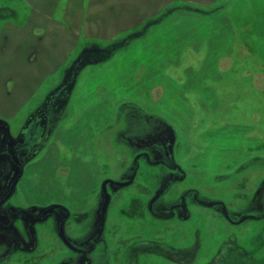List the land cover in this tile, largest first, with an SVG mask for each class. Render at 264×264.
<instances>
[{"label": "rangeland", "instance_id": "1", "mask_svg": "<svg viewBox=\"0 0 264 264\" xmlns=\"http://www.w3.org/2000/svg\"><path fill=\"white\" fill-rule=\"evenodd\" d=\"M76 1L80 3L77 5ZM213 4L219 13L207 16ZM213 4L186 0H57L54 12L57 23L78 30L86 26L89 34L95 32L97 36L79 39L72 34V48L61 60L62 65L42 81L30 98H10L4 102L0 95L4 111L0 113V198L9 193V184L18 168L22 169L5 207L28 211L29 207L35 210L43 204H56L66 209L67 214L58 210L67 219L66 235L82 248L96 244L91 264H264V212L256 209L254 202L255 185L264 171V0H215ZM78 7L83 18L81 26L69 17ZM193 7L198 15L217 26L210 38L211 54H219L217 66L206 68L210 79L205 84L212 87L208 89L209 105L200 104L185 86L172 100L156 103L144 91L137 100H131L174 127L176 145L168 148L169 152L173 150L171 163L177 164L182 174L159 180L156 175L167 167L156 169L157 164L145 159L146 164L140 158L141 166L132 183L119 190L109 186L112 197L104 225L87 238L99 221L101 182L125 181L134 169L135 157L117 138V130L125 125L122 114V121L117 122L114 103L119 98L133 97L129 94L133 89L127 90L122 83H132L133 71L138 74L144 70L137 63L133 66V59L117 56L107 62L101 55L90 60L88 53L92 47L110 50L132 39L126 50L118 47L122 51L118 55H126L129 48H135L137 39L154 29L150 31L154 20L167 10L181 8L183 12H194ZM97 10L100 19L92 17ZM22 11H26V5L21 0H0V23L6 19L25 23V17H19ZM66 12L68 19L64 17ZM225 18L231 31H220ZM179 21L163 27L168 39L162 43L164 51H173L170 41L179 38L187 26L193 31L206 30L202 24L197 26L186 18ZM42 28L37 33L44 34ZM215 38L220 42H215ZM56 41L64 42L58 38ZM193 43H198L196 37ZM205 44L203 41V47ZM85 48L90 50L82 52ZM62 50L58 47L57 57ZM184 50L181 66L193 62L201 68L202 51L196 54ZM85 54L88 57L83 59ZM153 74L147 84L158 80V74ZM201 77L199 73L196 78ZM33 86L27 84V90ZM5 87L10 89L11 83ZM11 95L14 97V92ZM21 103L23 107L17 108ZM5 104L11 105L6 109ZM10 109L18 112L8 114L6 110ZM32 120H39L42 127L39 138L30 149L16 151L14 146L24 141V132ZM254 156L260 159L245 165ZM158 184L164 191L154 210L166 216L168 206L179 201L178 220H158L149 215L146 207L149 193ZM190 190L199 196L189 195ZM240 194H250L242 204L238 201ZM197 199L224 201L237 217L231 213L234 220L229 221L223 218L221 207L199 206ZM182 202L187 206L182 208ZM27 215L13 216L20 218L28 234L34 236ZM8 218L0 216V241L5 242L10 252L2 253L0 264L76 263L74 253L56 238L50 224L37 228L36 237L30 241L15 230L10 219L13 217ZM87 261L82 256L79 262Z\"/></svg>", "mask_w": 264, "mask_h": 264}, {"label": "crops", "instance_id": "2", "mask_svg": "<svg viewBox=\"0 0 264 264\" xmlns=\"http://www.w3.org/2000/svg\"><path fill=\"white\" fill-rule=\"evenodd\" d=\"M21 1L26 5V11H22L19 17H25V23L20 24L15 20L9 21L7 19L0 23V95H2L4 102L10 98L14 99L21 97L22 99L24 96H26V98H30L36 91V88L42 83V81H44L47 76L54 75L56 73L57 66L62 65L61 60L64 59V55L72 48V44L70 42L72 34H77L76 36H78L79 39L81 36L84 38H95V36H97L95 32H91V34H89L88 27L86 26H84L82 30H78V28L75 27V30L66 24L57 23L56 15H54L57 0ZM187 1L192 3L200 2L210 5L215 2V0H186V2ZM79 3V1H76L77 5ZM77 10L78 11H75L74 15L71 14L69 17H72L71 19L75 18L78 26H81L83 24V18H81L82 14H79V7ZM67 13L68 12L64 14V17L68 19ZM100 16L101 14H99L97 10L95 15L92 17H95V19H100ZM185 18L197 26L202 24L206 27V30L200 28L198 31H193L190 26H187L185 31L179 33V38H174L170 41L173 51H164L162 43L164 40L168 41V39L166 36L167 33L165 34L163 31V27L172 21L180 20L179 22H182ZM56 24H58L59 27H56ZM186 24L191 23L188 22ZM160 25L155 27L150 33H147L144 38H141L140 40L137 39L138 41L136 40V44L134 46L135 48L133 50L129 48L126 55H124V53L120 55L118 54L130 46V41L132 39L128 41L126 40L119 46L117 45L119 48L121 47L119 50L122 51L120 52L118 47L115 46L111 47L110 50L92 47L91 50L89 48H85V50L83 49L81 51L86 52L90 50L91 53H88L90 54V60H92V57H99L103 55V58L106 57L107 62H109L118 56V59H133V62L135 61V63L132 64L133 66L137 63L139 65L137 67L144 68V70L138 72V74H136V71L132 70L133 79H130L132 80L130 81L132 83H122L123 85L126 84L127 90L131 88L133 89L132 92L129 93L133 95V97H130L129 100L126 98H119L114 103L117 122L122 121L120 120V115L122 114L124 117L122 124L125 125L123 129L120 128L117 130V138H119V141L124 143L125 148L131 150L133 157H139L146 159L147 161H152V164H161L159 165L160 167L165 165L166 167H171L170 163L173 154V150L171 151V149L176 145L174 127L162 116L151 111L143 110L138 104H136V102H132L131 100H137L139 97L138 94H141L143 91L147 92L150 99L155 100L156 103H160L161 100L164 99L172 100L179 96V89L185 86V90H191L193 92L192 94L196 96V100L200 101V104L208 106L210 96L208 89L212 87L208 84H205V82L210 79V75L206 73V68L209 65H212L211 68L217 66L216 58L219 54H211L213 45L210 44L211 35H214L213 31H216L213 29L217 26H214L206 17L200 16L197 13L183 11L176 12L167 18L161 26ZM42 26L44 27L42 28L44 34L41 35L37 33V31ZM219 27L220 31L225 29H229L231 31L226 19ZM57 32H59L58 35ZM163 34H165V37H163ZM56 37L59 39V42L64 41L63 44L58 43L56 41ZM115 37H111V39H114ZM194 37H196L198 40L197 44L193 43ZM203 41L206 42L204 47ZM214 41L220 42V39L215 38ZM155 42V48L152 49V44ZM58 47L63 49L60 57H57L56 55ZM116 49L118 53L116 52ZM184 49L196 54H199L202 51L201 56L203 58V63L200 66L201 68L195 67L196 65L193 64V62H191L192 64H185L184 67L181 66V57L182 52L185 51ZM65 50L67 51L65 52ZM85 57L87 58L88 55L85 54L83 59ZM210 59H213L214 62ZM85 62L88 63L86 59ZM129 63L131 62H128V64ZM140 64L143 67L140 66ZM153 72L158 74V80L155 82L149 81L147 84V81L155 76ZM199 73H202V77L196 78ZM134 77L138 78L135 79ZM7 83H11V87L10 89L7 88L6 90L5 84ZM29 83L34 84L31 90H27V84ZM198 83H201V85H198ZM126 89H124V91H126ZM136 89L138 90L136 91ZM12 92H14V97L11 95ZM133 92L135 94H132ZM2 98L0 96V100ZM11 104H14V101ZM11 104H5L6 109L7 106ZM23 105L24 103H21L17 108H22ZM115 110L113 113H115ZM3 112V106H0V113ZM6 112L13 115L18 112V109H10L9 111L6 110ZM177 115L179 116V110H177ZM151 130L153 131L147 134V136L145 135L142 137L144 139L146 137L148 138L147 142H143L144 139H142L139 134L143 131L149 132ZM155 138L160 140L161 144L159 146L151 144ZM168 145L171 147L170 152ZM258 159H260V157L254 156L246 160L244 163L245 165L249 166L254 160ZM262 159H264V157H262ZM261 176L262 177L258 179V182L255 185L256 189L264 181V171L261 173ZM249 195L250 194H240L241 197H239L238 200L241 201L240 204L246 201ZM219 201L228 210L229 214L234 211L227 203L221 200ZM254 202H258L257 199H255ZM254 202L252 203L253 205ZM259 203L260 205L256 203L257 207L255 208L261 209V212H264V186L261 189ZM34 206L35 205L32 204V207ZM47 206H50V204H43L39 208L35 207V210L33 209V211L41 210ZM28 210H32V208L29 207ZM233 213L232 215H235ZM69 217H71V215ZM74 217L77 218L78 216ZM235 217H237V215H235L234 218ZM73 240L74 238L72 237V241ZM3 246L6 248L5 242L2 240L0 241V252Z\"/></svg>", "mask_w": 264, "mask_h": 264}, {"label": "flooded vegetation", "instance_id": "3", "mask_svg": "<svg viewBox=\"0 0 264 264\" xmlns=\"http://www.w3.org/2000/svg\"><path fill=\"white\" fill-rule=\"evenodd\" d=\"M43 114H45V113H43ZM36 121L39 122V120H36ZM152 131L153 130H151L149 132H144L143 131V132H141L139 134V136L142 138L145 135L147 136V134H149ZM24 134H25V132H24ZM142 139H144V138H142ZM147 141H148V138L146 137L143 142H147ZM151 144L152 145L159 146L161 144V142H160V140L158 138H155L152 141ZM142 161L144 162L146 160L145 159H142ZM146 162H148V163L151 164V162H149V161H146ZM146 162H144V163H146ZM169 163H170V160H169ZM133 164H134V169L132 170L129 179H127L125 181H122V182L130 181V183H132L134 181L135 176L137 175V172H138V170H139V168L141 166L140 158L139 157L138 158H134L133 159ZM171 164H173V163H171ZM159 165H161V164H158L157 167H155V168H157V169L158 168H161ZM21 173H22V169H21V167H19L18 170H17V173L15 174L14 178L12 179L11 183L8 186V189H10V187L12 185V182L15 179H17V181H18V179L21 176ZM175 173H179V174L181 173V169L179 168V166L177 164L176 165L173 164L171 167H167L165 169H162L161 173L159 175L157 174L156 176H157V178L159 180H162V178L163 177H166V176L168 178L173 177ZM169 175H171V176H169ZM110 185H113V184L112 183H109V182L106 184V191L109 193V196H110L109 201L111 200V197H112L111 193L109 192L110 191L109 190V186ZM263 186H264V181H263V183L260 186L257 187V190H256L255 199H257V201H258V202H256L258 205H260V203H259V197H260L261 189H262ZM113 187H114V189H118V190L120 189V187H115L114 185H113ZM8 189H7V191H9ZM163 191H164L163 190V186L162 185L160 186V184H158L156 187L152 188L151 192L149 193L151 195L148 198L147 204H146V207H147V210H148L149 215L155 217L158 220H168L170 218L171 219L178 220L179 219V216H178L177 212L179 211V201L178 202H173V203H171L168 206L169 214L166 215V216L165 215H160L158 212H156L154 210L153 207L155 206L158 198L163 194ZM188 192H190L189 195L193 194L194 196H199L197 193L195 194V192H192L191 190L188 191ZM9 193H11V191ZM6 194H8V192H6ZM185 196H188V195H185ZM8 197H6L4 195V197L0 198V200H3V202L0 204V216H3L5 219H7L8 217H13V218H10L11 219V224L14 226L15 230L21 235V237L24 240H30V241H32V238L34 236L36 237V229L37 228H40V227L44 226L45 224H50V226L53 227V230L55 231L56 238H58L60 241H62L61 236H60V233H59V228L61 226L62 227V230H63V234H64L66 240L69 243L68 244L67 242H63L62 241V244L64 245V247L68 251H70V252L72 251L74 253V255H75L76 259H77L75 264H78V262L80 261V258L82 256H85L88 259V261L87 262H82V263L79 262V264H91V262L93 261V258H92L93 254L92 253H93V251L96 248V244L95 243L94 244H91L88 248H82L79 245V242H76L74 240L72 241L68 237V235H66V233L64 232V222H65L66 217L63 214H59L60 212H58V210H61V209L64 212H66V209H64V208H62L60 206H57L56 204H52L51 206H47V207H45V208H43L41 210H37V211H33V210H28L27 211L25 209H20V208L13 209V208H9V206H6L5 207V205H4V202L7 200ZM198 201H199V206H204V207H207L209 209H214V208L221 207L220 210H222V216H223V218L225 216V219H228L229 221H231V219L234 220L233 217L229 214L228 210L224 207V205L219 200H212L211 202H209V201L206 202L204 200H198ZM102 202H103V200H102ZM186 204L187 203L182 202V204H181L182 206L181 207L183 208V207L187 206ZM47 208H51L50 211L49 212H46V213H43L44 210H46ZM159 210H162V207H159ZM15 213H18V214L23 213V214H26V215L29 213V215H27L28 216L27 222H28V225L31 226V231L33 232V235L34 236H31V235L28 234L27 228L25 227V223L20 218H18V217L15 218L13 216ZM66 214H67V212H66ZM103 222H104V218H103ZM103 222H102V224L100 226L101 218H100V214H99V221H98V223L96 225V228H94L92 231H90V233L88 234V237L87 238H91L95 233H97L103 227V225H104ZM87 238H86V240H88ZM86 240H84V241H86ZM5 247L6 248H4V246H3V248H2V250L0 252V256L2 255L3 252H6V254L9 252V251L7 252V249L8 248H7L6 245H5ZM36 247H37V245L35 244L34 247H32V249L35 250ZM16 248L18 249L19 247H16ZM25 251H29V250H25ZM103 260H105L104 257H103ZM0 261H1V259H0ZM65 264H69V263L68 262H65Z\"/></svg>", "mask_w": 264, "mask_h": 264}, {"label": "water", "instance_id": "4", "mask_svg": "<svg viewBox=\"0 0 264 264\" xmlns=\"http://www.w3.org/2000/svg\"><path fill=\"white\" fill-rule=\"evenodd\" d=\"M41 132H42V130H41V126H40L39 122L36 121V120L31 121L29 123L28 127H27L26 132H25L24 141L22 143H17L15 145L14 149L16 151L30 149L31 146H32V144L39 138ZM16 181H17V179H15L12 182V185L10 187V191H11L12 187L14 186V184L16 183ZM108 182L109 183H112L115 187H123V186H126V185H128L130 183V181L122 182V181H115V180H111V179H105V180H103L101 182V184H100V191H101V193L103 195V202H102V204L100 206V209H99V214H100V218H101L100 226H101V224L103 222V218H104V215H105V212H106L108 203H109V199H110L109 193L106 191V184ZM9 194L10 193H8L6 195V197H8ZM2 202H3V200H0V204ZM50 209L51 208H47L46 210H44L43 213L49 212ZM59 233H60V236H61L62 241L68 243V241L66 240V238H65V236L63 234V230H62V227L61 226L59 228Z\"/></svg>", "mask_w": 264, "mask_h": 264}, {"label": "trees", "instance_id": "5", "mask_svg": "<svg viewBox=\"0 0 264 264\" xmlns=\"http://www.w3.org/2000/svg\"><path fill=\"white\" fill-rule=\"evenodd\" d=\"M215 5L216 4H213L212 5V7L209 9V11H207V16L208 15H216L217 13H219V9H216L215 8ZM181 8H179L178 10L179 11H182V10H180ZM177 9L175 10H173V9H169V10H167L166 12H165V15H162V17L161 18H158V19H156V20H154V23L150 26V31H151V28L152 27H157V26H159L160 25V23H161V21H164V20H166L167 18H169L170 16H172L173 14H175L176 13V11H178ZM193 10H195L193 13H197L196 11H197V8H195V7H193L192 9H191V11H193ZM226 19V18H225ZM228 23V22H227Z\"/></svg>", "mask_w": 264, "mask_h": 264}]
</instances>
